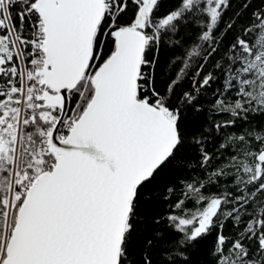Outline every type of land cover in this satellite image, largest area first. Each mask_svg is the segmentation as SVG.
<instances>
[{
  "label": "snow or ice",
  "instance_id": "snow-or-ice-1",
  "mask_svg": "<svg viewBox=\"0 0 264 264\" xmlns=\"http://www.w3.org/2000/svg\"><path fill=\"white\" fill-rule=\"evenodd\" d=\"M232 7L0 0V264H192L209 237L208 264H264V0L228 21ZM176 46L162 91L158 56ZM205 95L219 119L186 130ZM186 152L195 163L157 191ZM161 201L165 230L137 258L144 209Z\"/></svg>",
  "mask_w": 264,
  "mask_h": 264
},
{
  "label": "trees",
  "instance_id": "trees-1",
  "mask_svg": "<svg viewBox=\"0 0 264 264\" xmlns=\"http://www.w3.org/2000/svg\"><path fill=\"white\" fill-rule=\"evenodd\" d=\"M243 0H232L233 7L226 13V20L230 21L237 11L241 9ZM247 16L241 18L239 22L246 20ZM234 32L229 31L224 37V44H228L233 38ZM181 43L189 44L195 38V30L182 31L180 34ZM182 49L179 46L164 48L160 51L157 67H156V87L160 90H164L170 80L174 77L175 71L179 67V63L174 65L171 69L169 68L170 61L181 53ZM191 81L186 80L182 86L179 87L176 95L180 96L184 91L190 90ZM210 95H205L201 97L200 103L202 105V110L198 113L189 110L186 114L188 128L186 130L191 131L194 127L199 128L203 131L204 128L211 127V125L219 119V116L211 109ZM175 102V101H174ZM209 139L207 141L208 147L211 149L213 144L220 140V137H212L211 133H207ZM195 154L193 152H186L178 157L177 161L170 165L169 168L161 175L159 181L155 185V188L159 192H163L167 186H170L171 182L175 181V177L182 175L184 169L185 161L189 163H195ZM165 204L161 201L156 204H148L143 212V215L147 217L143 224V234L142 237L137 241L134 246L135 256L138 258L140 255L141 248L145 245L147 239H153L157 230L164 231V225L161 223L157 225L151 219L153 216H159L165 212ZM226 234L235 235V232L231 231L226 227ZM171 240V236L168 235L163 242L153 248V259L157 262L159 261V251L162 247L166 246ZM214 237H209L207 240L203 241L201 245L194 249L191 253L192 264H208L209 261V250L213 245Z\"/></svg>",
  "mask_w": 264,
  "mask_h": 264
}]
</instances>
